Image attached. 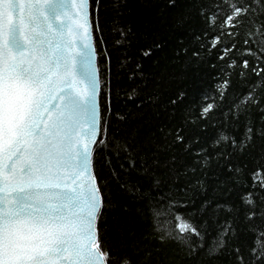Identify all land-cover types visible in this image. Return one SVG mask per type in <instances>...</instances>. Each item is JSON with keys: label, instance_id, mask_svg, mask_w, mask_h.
Masks as SVG:
<instances>
[{"label": "snow or ice", "instance_id": "1", "mask_svg": "<svg viewBox=\"0 0 264 264\" xmlns=\"http://www.w3.org/2000/svg\"><path fill=\"white\" fill-rule=\"evenodd\" d=\"M176 6L177 0H167L168 8ZM102 7L103 0H0V264H165L160 253L167 244L175 246L180 264H204L224 252L234 264H245L240 247H230L238 238L241 208L253 236L247 264H264V227L252 223L257 216L264 220V168L251 174L253 187L258 184L261 190L259 211L251 192L241 197L238 207L211 200L196 207V197L188 195L192 182L180 185L188 170L178 167L175 153L165 155L177 145L191 152L184 134L187 117L169 128L145 122L143 135L127 126L112 129L109 117L125 122L134 117L113 113L109 81L99 63L100 48L106 45ZM197 14L204 30L194 37L199 48L191 53L193 62L201 58V51L211 55L216 50L220 61L229 59L226 68L237 67L229 54L236 50L242 28V55L259 62L240 63L245 70L241 79L248 70L260 79L233 106L225 123L239 131L241 117H249V105H254L262 114L260 128L246 121L239 140L221 132L211 152L208 148L195 152L190 168L193 174L200 172L194 185L197 192L207 196V184L214 178L215 190L230 194L243 169L227 162L254 148L255 138H264V107L255 94L264 87V0H207ZM188 22L181 16L176 23L182 27ZM120 36L126 38L127 33L121 30ZM178 43L173 60L189 54L188 45L183 40ZM165 44L153 39L140 56L142 61L156 57L151 67L158 75L157 90L148 103L160 105L163 111L171 108L174 115L187 93L178 91L160 103L169 83ZM102 54L109 56L107 51ZM142 61L129 79L139 76L144 83L126 93L128 101L135 102L146 87L148 74ZM230 86L228 78L216 84L221 103ZM216 99V94L203 93L193 119L207 120L217 110ZM135 108L142 109L143 103ZM187 110L194 111L191 106ZM117 133L122 140L115 139ZM121 155L124 160L117 170L113 157ZM217 157L225 161L217 160L222 177L210 170L209 162ZM113 183L143 205L136 212L149 219V232L138 233L130 226L127 206L121 207L122 215L113 211L116 204L109 195ZM209 209L212 215L206 218ZM221 211L228 217L223 221Z\"/></svg>", "mask_w": 264, "mask_h": 264}, {"label": "trees", "instance_id": "2", "mask_svg": "<svg viewBox=\"0 0 264 264\" xmlns=\"http://www.w3.org/2000/svg\"><path fill=\"white\" fill-rule=\"evenodd\" d=\"M201 3H207V0H177V6L174 8L167 7V0H103L100 23L104 29L103 36L106 40V45L100 48V67L104 77L109 81L108 87L111 89L113 113L120 112L125 116L134 117L125 122L118 121L115 115H113L109 117L111 127L115 130L127 126L136 130L139 135H143L145 128L142 125L145 122H149L153 127L169 128L180 125L187 117L189 124L185 128L184 134L187 143L192 146L191 152H184L183 146L177 145L172 152H168L165 155L175 153L178 156V167L188 170L189 174L187 177L181 176L180 185L183 186L189 181L192 182L188 195L196 197V207L200 206L202 200L220 202L224 204V207H238L242 205L241 197L251 192L253 193V199L256 201V210L259 211L261 190L258 184L255 188L253 187L251 174L258 168H264V138H255L253 142L254 148L249 147L243 154L237 153L227 162L239 165L243 169L242 174H238V183L232 185L233 191L230 194H222L216 191L214 178L213 180H209L207 184V196L197 192L194 187L197 177L200 176V172L197 171L193 174L190 168L194 166L196 159L195 152L197 150L208 148L209 152H211L215 148L212 142L221 132L228 133L230 136L234 134L237 140H239L244 132L246 121L254 124L257 129L260 128L262 123V114L254 105H249V117H241L238 125L239 131H236V125L225 123L231 116L233 106L239 104L240 100L248 92V89L260 79L250 70L246 71L245 79H241L240 77V73L245 71L239 66L243 59H248L253 65L259 63L251 56L242 55L244 49V28L240 29V36L236 41V50L229 54L230 59L237 61V67L234 69L226 68L229 59L220 61L217 58L216 50H213L211 55L201 51V58L193 62L191 53L193 50L199 48V43L194 37L204 30L203 23L197 14ZM93 14L95 15V13ZM181 16H185L189 22L182 27H178L176 22ZM247 27L249 26L246 24L245 28ZM121 30L127 33L126 38L120 36ZM211 31L209 29L210 34ZM153 39H161L166 42L165 53L167 54L169 63V83L163 88L160 103H166L168 97L178 91H185L187 93L186 100L176 108L174 115L171 108L168 111H163L160 105L153 107L148 103V97L157 90L156 81L158 75L153 72L151 67L156 57L154 56L152 60L142 61L140 50L150 44ZM97 40H99V35L97 36ZM117 40H120L121 43L117 44ZM181 40L189 47L188 57L173 60V50L180 47L178 42ZM224 40L225 42H229L228 37H224ZM250 47L254 51L256 50L254 45H250ZM104 51H107L108 57L103 56L102 53ZM157 55L161 54L158 53ZM141 61L144 63L145 73L148 74L146 87L140 89L135 102L128 101L126 93L132 87L144 83L140 80L139 76L132 80L129 79V76L135 70L136 63ZM212 65H215V67ZM225 72L229 76L226 77ZM214 77H218L219 80L214 79ZM226 78L230 79L231 86L227 89V94L221 103L219 95L216 93V84ZM261 84L264 85V79H261ZM205 92L216 94L217 110L212 112L207 120L193 119L199 114L200 97ZM255 94L260 100L261 107H264V87H260ZM141 102L143 103V108L137 110L135 104ZM189 106L194 111L187 110ZM202 128L205 130H201ZM193 138L198 139L199 143H194ZM115 139L122 140L123 136L117 133ZM222 148L223 145H221ZM221 149H216V151H220ZM123 160V155L118 159L115 156L113 157V164L117 170H119V163ZM217 160H219V157L209 162L210 170L215 171L217 175L222 177L223 173L217 168ZM219 163L224 164L225 161L219 160ZM136 179L138 178L133 173L132 180L135 181ZM109 195L116 204V208L113 211L117 215H122L121 207L127 206L129 208L127 215L131 218L130 226L138 233L150 231V222L147 216H138L136 212V209L143 205L135 202L130 195L119 189L115 183L112 184ZM177 211L181 213L185 212L183 208H179ZM211 215L212 209H209L206 218ZM219 218L221 221L228 218L227 213L221 211ZM243 219V209L241 208V223L237 226L239 229L238 238L231 241L230 247L238 245L245 256V264H247L248 249L252 246L253 236L248 232V224L244 223ZM252 223L264 227V220L259 216ZM209 226L210 229L214 227L211 220L209 221ZM161 247L163 250L160 256L165 259V264H180L179 259L176 257L174 245L167 244ZM204 264H234V260L227 252H224L214 260H204Z\"/></svg>", "mask_w": 264, "mask_h": 264}]
</instances>
